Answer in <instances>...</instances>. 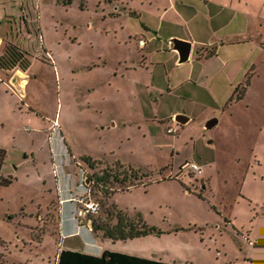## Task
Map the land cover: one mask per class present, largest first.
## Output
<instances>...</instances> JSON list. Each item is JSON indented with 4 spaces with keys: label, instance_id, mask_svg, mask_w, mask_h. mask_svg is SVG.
Returning <instances> with one entry per match:
<instances>
[{
    "label": "rangeland",
    "instance_id": "1",
    "mask_svg": "<svg viewBox=\"0 0 264 264\" xmlns=\"http://www.w3.org/2000/svg\"><path fill=\"white\" fill-rule=\"evenodd\" d=\"M174 39L218 54L179 64ZM0 40V55L13 45L31 62L0 69L3 175L13 178L0 187V264H58L72 245L264 264V0H0ZM129 167L148 175L140 186L98 184ZM80 199L99 213L80 219ZM112 207L160 234L92 231L90 221L116 224Z\"/></svg>",
    "mask_w": 264,
    "mask_h": 264
},
{
    "label": "trees",
    "instance_id": "2",
    "mask_svg": "<svg viewBox=\"0 0 264 264\" xmlns=\"http://www.w3.org/2000/svg\"><path fill=\"white\" fill-rule=\"evenodd\" d=\"M72 0H64L65 5H70ZM217 54L216 50L210 51L207 57H212ZM31 66V62L27 55L20 51L13 45H9L2 55H0V69L1 70H13L19 68L22 71H27ZM239 87L235 90L234 96L237 94ZM233 96V97H234ZM230 100L233 101L234 98ZM237 100L242 99V95L236 97ZM7 159V151L0 147V187H9L13 184L12 177H5L3 175V168L5 166ZM89 166L93 168L95 166V161L91 159L88 160ZM118 170L123 169L124 166L117 163ZM119 172V171H118ZM147 174H143L142 171L129 169L123 171L122 173H115L113 171L105 170L102 175L97 176V182L103 188H107L108 185L117 183L119 185H129L130 187L140 186V180L142 177H147ZM137 182V183H136ZM114 209V215L117 222L115 225L110 224H98L97 221L94 231H103L104 237L112 241H127L133 240L141 237H146L151 233L160 232L155 228L149 226L141 217L137 215L136 218H130L125 212L119 211L117 208ZM58 264H168L162 260H153L148 258H142L138 256L128 255L120 252L106 250L101 256H94L86 254L80 251L73 250H61L58 256Z\"/></svg>",
    "mask_w": 264,
    "mask_h": 264
},
{
    "label": "water",
    "instance_id": "3",
    "mask_svg": "<svg viewBox=\"0 0 264 264\" xmlns=\"http://www.w3.org/2000/svg\"><path fill=\"white\" fill-rule=\"evenodd\" d=\"M1 44V40H0ZM171 49L173 51H176L179 55V64H184L188 62L191 59V54L193 50V44L189 41H183L180 39H174L171 41ZM190 118L185 115H178L175 117V122L179 125H186L190 122ZM219 123V120L217 118H212L209 121H207L205 125L206 130H212L214 127H216ZM89 183V180L86 182ZM90 228L92 231H94L96 223L90 221Z\"/></svg>",
    "mask_w": 264,
    "mask_h": 264
},
{
    "label": "built area",
    "instance_id": "4",
    "mask_svg": "<svg viewBox=\"0 0 264 264\" xmlns=\"http://www.w3.org/2000/svg\"><path fill=\"white\" fill-rule=\"evenodd\" d=\"M139 46L141 48L145 47L146 43L144 40H140ZM195 170H200L197 166H193ZM71 201H74V199H71ZM80 204L83 205V208H80L79 211V217L80 219H87L89 216L97 215L100 211V204L94 201H87L85 202L83 199L77 200Z\"/></svg>",
    "mask_w": 264,
    "mask_h": 264
},
{
    "label": "crops",
    "instance_id": "5",
    "mask_svg": "<svg viewBox=\"0 0 264 264\" xmlns=\"http://www.w3.org/2000/svg\"><path fill=\"white\" fill-rule=\"evenodd\" d=\"M193 44V43H192ZM146 46V45H145ZM213 49V48H212ZM204 49H202L201 51H203ZM211 50V49H210ZM194 51H195V49H194V44H193V50H192V54H191V59L190 60H192V58H193V55L196 53V55H195V58H196V60L197 61H208V60H211L212 58H214V57H216L217 56V54H218V50H216V52H217V54L215 55V56H212V57H207V51H205V52H201V51H195V53H194ZM213 51V50H212ZM176 53V52H175ZM190 60L188 61V62H190ZM20 72L21 73H25V72H23V71H21L20 70ZM72 235H74V234H69L68 236H72ZM65 250H73V251H78V250H76V246H74V245H72V246H67L66 248H64ZM63 250V249H62ZM106 250H109V249H100L99 250V252H84L83 251V253H86V254H90V255H94V256H101L102 255V253L104 252V251H106ZM111 251V250H110ZM81 252V251H80ZM94 253V254H93Z\"/></svg>",
    "mask_w": 264,
    "mask_h": 264
}]
</instances>
